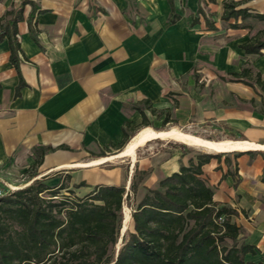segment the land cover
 <instances>
[{"label": "crops", "instance_id": "obj_1", "mask_svg": "<svg viewBox=\"0 0 264 264\" xmlns=\"http://www.w3.org/2000/svg\"><path fill=\"white\" fill-rule=\"evenodd\" d=\"M24 1L0 0V19ZM31 1L40 11L33 14L27 5L18 23V68L9 40L0 43V170L31 174L21 188L45 179L51 188L66 183L81 198L97 187L126 186L135 208L146 188L158 189L198 156L167 149L131 160L127 171L103 169L110 158L99 155L124 141L125 125L142 124L136 107L150 123L165 116H153L146 102L169 111L172 120L175 115L214 122L231 140L223 142L224 154L210 153L215 158L203 166V178L214 201L238 213L241 239L256 251L245 260L264 264V89L256 83L259 74L264 86V50L258 55L242 48L264 41V21L240 19L243 27L231 28L236 20H222L223 3L231 0H173L181 15L173 26L169 0ZM233 1L252 15H264V0ZM200 3L215 30L198 14ZM205 6L216 12L215 19ZM195 17L200 21L193 25ZM247 67L254 87L232 80ZM159 135L142 139L139 148L169 138ZM223 143L212 144L217 147L210 152ZM39 148L53 151L42 156ZM38 159L42 164L35 167ZM136 170L149 174L135 195L130 188Z\"/></svg>", "mask_w": 264, "mask_h": 264}, {"label": "trees", "instance_id": "obj_2", "mask_svg": "<svg viewBox=\"0 0 264 264\" xmlns=\"http://www.w3.org/2000/svg\"><path fill=\"white\" fill-rule=\"evenodd\" d=\"M206 1L216 4L218 0ZM169 2L172 10L169 23L173 26L181 20V15L174 1ZM27 5H32L33 14L40 11L33 1L26 0L0 19V43L9 40L11 62L16 68L21 51L17 26L24 20ZM223 5L222 20H236L231 28H242L237 23L240 19L264 21V15H252L246 9H239V2L224 1ZM198 11L205 17L209 29L215 30L202 3ZM199 21L195 17L192 24ZM242 48L248 54L260 55L264 41L253 40ZM242 71L231 75L232 80L254 87L250 82L252 70L247 67ZM256 83L264 89L259 74ZM144 106L153 116H165L163 126L173 123L169 111L154 110L150 102ZM136 110L140 111L143 122L134 129L130 123L125 125L124 141L116 147L119 151L130 143L131 131L151 127L144 109L136 107ZM38 151L44 156L53 149L39 148ZM107 156L103 152L99 158ZM213 158L210 154H200L189 166L182 165L181 172L162 180L158 189L146 188L143 200L133 208L135 229L124 239L118 256L116 246L124 206L131 198L126 186L97 187L81 198L69 190L66 183L51 188L45 179H37L25 188L0 195V264H256L245 260L256 251L241 239V228L234 221L238 213L215 202L214 192L203 178L202 168ZM41 164L42 159H38L35 167ZM148 174L135 171L130 188L133 194L138 193ZM65 190L68 194H64Z\"/></svg>", "mask_w": 264, "mask_h": 264}, {"label": "rangeland", "instance_id": "obj_3", "mask_svg": "<svg viewBox=\"0 0 264 264\" xmlns=\"http://www.w3.org/2000/svg\"><path fill=\"white\" fill-rule=\"evenodd\" d=\"M184 6L182 4V12H185ZM207 13L210 15L211 20L215 19V13L212 12L213 10H208L205 6ZM199 87L201 90L205 87V83L202 82ZM173 123H170L166 126H163V120L153 119L151 122V127L143 128L138 131L132 132V139L130 143L121 151L117 149L109 150V155L107 156L110 158L102 164L101 167L103 169H113V168H123L126 171L129 169L131 165V160L134 162L139 158H143L148 155H155L159 152H162L167 149H180L186 155L196 157L199 154H210V153H220L224 154L228 148L223 146L218 148L214 152H210L209 150L200 146L202 143L205 142L209 144H219L223 143L225 140H231L227 131L225 132L222 125H216V123L212 122H199L195 121L191 118H186V121L177 120L175 115H173ZM159 135L158 137H165L164 135L168 136L169 138H160L151 140L144 147L128 149L130 146L142 141V139L146 138L149 135ZM228 136V137H227ZM200 144V145H199ZM0 177L6 182L8 185L12 187H23L27 185L30 181L31 174H27L21 171H15L14 173H7L3 169L0 170ZM143 191L138 198H141L143 195ZM134 196H131V200H128L124 206L125 210H129L130 213L133 212L134 208ZM133 214V213H132ZM131 214V216H132ZM133 224L130 222V214H128V221L126 223L123 222L121 234L119 237V243L116 246V252L122 247L124 239L128 236L129 233L133 231Z\"/></svg>", "mask_w": 264, "mask_h": 264}, {"label": "bare ground", "instance_id": "obj_4", "mask_svg": "<svg viewBox=\"0 0 264 264\" xmlns=\"http://www.w3.org/2000/svg\"><path fill=\"white\" fill-rule=\"evenodd\" d=\"M199 143H202L201 145L200 144L199 145L202 146L203 148L209 150V151H213L217 147L215 145H212V144H209V143H205V142H199ZM138 144H139V142L134 144V145H132V146H130L128 149H133V148L137 147ZM223 145H224V143L218 145V147L219 146H223ZM128 214H130V222L132 221V216H131L132 213H130L129 210H125L124 219H123L124 223H126L128 221Z\"/></svg>", "mask_w": 264, "mask_h": 264}, {"label": "built area", "instance_id": "obj_5", "mask_svg": "<svg viewBox=\"0 0 264 264\" xmlns=\"http://www.w3.org/2000/svg\"><path fill=\"white\" fill-rule=\"evenodd\" d=\"M18 189H22L21 187H12L11 185H8L6 182L3 181V179L0 177V195H6L9 191H15ZM220 222H223V218L219 219Z\"/></svg>", "mask_w": 264, "mask_h": 264}, {"label": "water", "instance_id": "obj_6", "mask_svg": "<svg viewBox=\"0 0 264 264\" xmlns=\"http://www.w3.org/2000/svg\"><path fill=\"white\" fill-rule=\"evenodd\" d=\"M123 214H125V212H124V211H123ZM119 250H120V249H119ZM119 250H118V252H117V256H118Z\"/></svg>", "mask_w": 264, "mask_h": 264}]
</instances>
